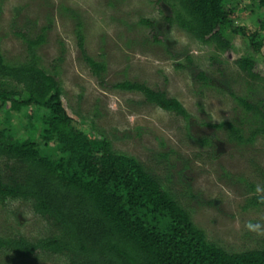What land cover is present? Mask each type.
I'll list each match as a JSON object with an SVG mask.
<instances>
[{
    "label": "rangeland",
    "instance_id": "374dc122",
    "mask_svg": "<svg viewBox=\"0 0 264 264\" xmlns=\"http://www.w3.org/2000/svg\"><path fill=\"white\" fill-rule=\"evenodd\" d=\"M238 5L227 0L226 9ZM239 8L235 26L259 31V13H250L257 12L258 3L244 2ZM163 10L171 15L167 6ZM142 20L158 22L163 43L155 42L154 32L142 26ZM78 25L86 56L107 66V85L131 81L163 92L183 105L188 120L148 103L140 93L102 87L78 48ZM44 30L47 41L37 53L48 70L58 67L63 104L78 128L108 139L116 153L136 158L159 178L210 243L231 254L264 248V137L252 145H239L225 131L212 127L244 121L248 130L251 116L233 96L255 104L264 100V48L255 54L247 38L227 30L232 48L220 53L178 26L166 25L156 0H5L0 12V53L8 63L25 62L27 44L18 34L36 39ZM251 56L259 81L236 66L238 60ZM178 64L186 69H177ZM202 71L211 78L208 86L195 81ZM4 111L0 103V127L6 126ZM25 113L18 114L12 126L35 140L37 133L27 130ZM204 139L211 144L203 146ZM255 197L263 199L261 205L253 203ZM249 222L262 227L250 230ZM51 235L53 230L30 203L0 204V238L23 236L37 241ZM0 264L70 263L40 252L36 258L24 259L3 250Z\"/></svg>",
    "mask_w": 264,
    "mask_h": 264
},
{
    "label": "trees",
    "instance_id": "16d2710c",
    "mask_svg": "<svg viewBox=\"0 0 264 264\" xmlns=\"http://www.w3.org/2000/svg\"><path fill=\"white\" fill-rule=\"evenodd\" d=\"M4 1L0 0V12ZM231 1L239 7L244 2L258 3L257 12L250 13H259V31L236 27L241 11L239 7L226 9L227 0H156V5L166 25L178 26L220 53L232 48L225 35L231 30L247 38L253 52L260 54L264 48V0ZM164 6L171 10L170 16ZM157 24L141 21L154 32L155 42L163 43ZM81 28L78 25L76 30L78 48L102 87L140 93L148 103L188 120L183 105L163 92L131 81L107 85V66L86 56ZM45 33L36 39L18 34L28 53L21 64L8 63L0 53V103L7 118L6 126L0 127V204L30 203L53 235L37 241L23 236L0 238V251L24 259L36 258L40 252L66 258L70 264H264V248L231 254L210 243L159 178L136 158L116 153L108 139L100 140L75 125L63 104L58 67L55 64L48 70L37 53L47 41ZM236 66L251 80H261L255 72V57L238 60ZM176 68L186 69L180 64ZM195 81L208 86L211 78L202 71ZM233 98L251 116L248 130L244 121L212 127L225 131L234 143L252 145L264 137V100L255 104L247 98ZM24 110L26 128L36 131L35 140L12 126ZM210 144L209 139L202 141L203 146ZM262 201L261 197L253 199L256 205Z\"/></svg>",
    "mask_w": 264,
    "mask_h": 264
},
{
    "label": "clouds",
    "instance_id": "9594fccd",
    "mask_svg": "<svg viewBox=\"0 0 264 264\" xmlns=\"http://www.w3.org/2000/svg\"><path fill=\"white\" fill-rule=\"evenodd\" d=\"M261 191V189H260V187L258 186L257 187V192H260ZM246 227L248 228V229H250V230H259L262 226L260 225V224H258V223H252V222H249L247 225H246Z\"/></svg>",
    "mask_w": 264,
    "mask_h": 264
}]
</instances>
